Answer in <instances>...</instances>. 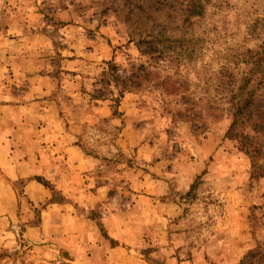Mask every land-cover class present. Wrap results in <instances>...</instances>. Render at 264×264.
<instances>
[{
	"label": "rangeland",
	"instance_id": "rangeland-1",
	"mask_svg": "<svg viewBox=\"0 0 264 264\" xmlns=\"http://www.w3.org/2000/svg\"><path fill=\"white\" fill-rule=\"evenodd\" d=\"M193 7L201 15L191 14ZM15 22L22 24L16 37L9 33ZM151 47L158 49L153 55L141 53ZM65 59L75 60L74 71ZM111 61L121 75L143 65L161 79L117 101L119 88L102 82ZM245 77L248 90L264 95V0H0V264H104L103 251L121 246L132 259L117 253L113 264H168L170 244L172 255L185 260L208 243L218 220L236 214L223 192L232 187L244 194L234 203L249 216L253 236L243 259L259 253L244 264H264V177H252L250 157L227 136L230 98ZM68 82L88 93L76 104ZM49 102L70 108L58 109L68 128L69 113L84 121L76 143L98 165L85 173L82 190L108 186L109 209L81 204L83 191L67 198L41 175L9 177L6 158L21 162L44 150L41 116ZM24 170L17 172L31 175ZM35 177L50 186L49 201L71 204L72 216L94 222L97 238L78 232L74 217L49 218L51 202L26 194ZM147 180L164 183L166 193L146 192ZM145 197L178 203L170 236L146 229L139 203Z\"/></svg>",
	"mask_w": 264,
	"mask_h": 264
},
{
	"label": "crops",
	"instance_id": "crops-1",
	"mask_svg": "<svg viewBox=\"0 0 264 264\" xmlns=\"http://www.w3.org/2000/svg\"><path fill=\"white\" fill-rule=\"evenodd\" d=\"M28 25H32L27 24L26 27L31 31V27ZM21 26L22 24L20 25V23L15 22L11 25L9 33L16 37L15 35L20 34ZM32 37L34 38L35 36L33 35ZM40 39L43 43H45V41H50L51 46L52 39L48 34H42ZM24 42L26 43L27 47H29V45H34L32 40L24 39ZM31 56L32 57L29 59V61L36 64V60H38L36 55L32 54ZM62 63L66 65L69 70H75L76 63L74 59H65L62 60ZM38 77H40L42 80L44 78V76ZM47 77H50V75H47ZM67 92L74 99L72 102L75 101V98H80V96L83 94V96H85L87 93L80 91L78 87L74 86V83L70 82H68L67 85ZM76 103L77 102H74V104ZM74 104H71L73 105V109L75 108ZM101 106L102 105H100L99 109H101ZM60 107L65 108L66 111H69L70 109L64 103L58 105L57 103L49 102L46 104V107L44 108L45 112L41 116L45 120V126L43 128V140L46 143V146L44 147V150H42L39 154L30 153V155H27L21 162H19L20 160H10L7 158L4 160V164H6L7 169L12 173L9 177L14 180L20 177L29 178L33 174L41 175L47 180L51 181L53 184H56L59 189H63L64 193L67 195V198H74L76 197V193L83 191L84 194L80 195L79 199L81 204L86 203L85 206L89 205L92 207L101 204L105 206V209H109L110 206L107 203L109 193L108 186H95L94 191H87V189L82 190L83 187H87L86 184L88 177L85 173L92 172L97 167L98 160L86 154L76 143V137L74 133L79 132L78 130L81 128L79 124H82L84 121L76 118L72 113H69L72 122H68L70 124L68 128L65 120H62L59 116L58 109ZM104 110V114H107V109L105 107ZM66 117L67 119L69 118V116ZM10 157L18 158L16 155H14V157ZM17 162L19 167L16 166ZM21 168L25 170L28 169L27 171L30 172L31 175L19 174L20 172H17V170ZM1 181L2 179L0 177V183ZM156 182L157 181H153V184H149V181L147 180L145 183H143L142 187L146 188V192L151 193L153 196H160L166 193V190L163 189V186L166 188V185H164V183L161 181L158 183ZM7 186L10 189L12 188L9 181ZM25 190L29 198H31V200L36 203L42 202L46 204L50 202L49 200L51 198V194L48 193L45 186L36 180L29 179L25 185ZM225 190L223 192H226V201L229 204L227 208L232 210L233 207V211L236 210V214H231L229 216L225 215L223 218L218 220L212 234L210 235L208 243L202 246V248L192 251V256L185 258V260H178L177 257L176 259L172 255L175 254L176 251L170 248L173 247V245L170 244L168 246V250H166L168 253V264H239L247 252L251 249L253 236L250 231L249 216L246 217L242 215L243 213L241 209L240 211H237L239 207L237 208L234 203L235 197L237 195L244 196V194L241 193V191H238L237 187H232L230 189L227 188ZM8 197L12 200L16 199V197L12 196L11 194H9ZM139 203L145 206L142 207V211L144 212L140 217L144 221L146 229L148 231H154L158 236H170L171 231H174L176 228L174 223L180 214V207L178 203L161 202L160 200L157 201L156 198L153 199L146 197L141 198ZM71 208V204L68 203H49L45 213L54 221L57 220L56 222H58V220L64 216H69L72 218L74 217L77 219L76 224L78 225V232L83 235L87 234V232H90L92 234H89V237L91 236L93 238H97L98 231L95 227L96 224L92 221L88 222L86 219H81L78 217V214L72 216L73 211H70L72 210ZM62 211H65L66 213H62ZM107 216L109 219L112 217L110 213ZM9 217H12L11 214H9ZM47 222V218L45 219V217H42V229H44ZM87 226H90V231H87ZM128 227L134 228L133 224H128ZM121 229L122 227H120V230ZM106 248L107 246H103V250ZM103 252L104 264H113V255L117 253L126 254L124 261L132 259V257L129 256L128 251H125L122 246L117 247L116 250L108 248ZM107 252L110 256H107ZM130 252L135 253L136 250L133 249Z\"/></svg>",
	"mask_w": 264,
	"mask_h": 264
},
{
	"label": "trees",
	"instance_id": "trees-1",
	"mask_svg": "<svg viewBox=\"0 0 264 264\" xmlns=\"http://www.w3.org/2000/svg\"><path fill=\"white\" fill-rule=\"evenodd\" d=\"M195 8L193 7L191 14L201 15L202 12L195 11ZM157 50L156 47H151L145 51L141 50V53L143 55H153ZM108 67V71L102 74V82L106 86H110L114 82L115 86L119 88V98L117 101L126 92L141 89L145 83L151 82L153 77L158 81L161 79L157 73L150 71L143 65L133 67L130 74L125 72L124 75L118 73L117 65L113 61L108 63ZM249 85L250 79L245 77L243 78V84L235 92H232L230 98L231 107L228 109L232 117V123L227 136L237 141L239 150L245 152L250 157L252 177L260 178L264 177V95H258L255 91L248 90ZM94 97L101 98V95H95ZM31 180H36L44 186L50 187L40 177H35ZM50 202L60 203L61 201L51 199ZM257 254L259 253L255 250L250 251L240 264H244Z\"/></svg>",
	"mask_w": 264,
	"mask_h": 264
}]
</instances>
